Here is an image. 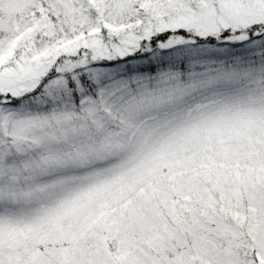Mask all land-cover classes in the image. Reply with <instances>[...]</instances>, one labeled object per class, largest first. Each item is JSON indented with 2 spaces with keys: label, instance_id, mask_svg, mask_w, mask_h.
Returning <instances> with one entry per match:
<instances>
[{
  "label": "snow or ice",
  "instance_id": "obj_1",
  "mask_svg": "<svg viewBox=\"0 0 264 264\" xmlns=\"http://www.w3.org/2000/svg\"><path fill=\"white\" fill-rule=\"evenodd\" d=\"M0 264H264V0H0Z\"/></svg>",
  "mask_w": 264,
  "mask_h": 264
}]
</instances>
